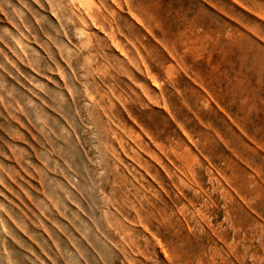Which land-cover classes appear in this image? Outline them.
<instances>
[{
    "label": "rangeland",
    "instance_id": "374dc122",
    "mask_svg": "<svg viewBox=\"0 0 264 264\" xmlns=\"http://www.w3.org/2000/svg\"><path fill=\"white\" fill-rule=\"evenodd\" d=\"M0 264H264V0H0Z\"/></svg>",
    "mask_w": 264,
    "mask_h": 264
}]
</instances>
